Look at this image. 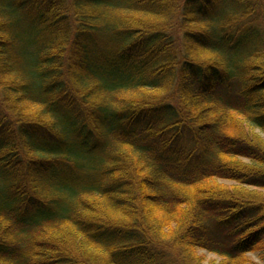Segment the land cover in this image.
I'll return each mask as SVG.
<instances>
[{
    "label": "trees",
    "instance_id": "16d2710c",
    "mask_svg": "<svg viewBox=\"0 0 264 264\" xmlns=\"http://www.w3.org/2000/svg\"><path fill=\"white\" fill-rule=\"evenodd\" d=\"M258 189L264 0H0V264H264Z\"/></svg>",
    "mask_w": 264,
    "mask_h": 264
},
{
    "label": "rangeland",
    "instance_id": "374dc122",
    "mask_svg": "<svg viewBox=\"0 0 264 264\" xmlns=\"http://www.w3.org/2000/svg\"><path fill=\"white\" fill-rule=\"evenodd\" d=\"M134 26H136V24H134V23H132V27H134ZM101 36V34L100 35H98V37H100ZM97 37V38H98ZM99 40H100V42H101V44H110V43H108L107 42V40L105 39V38H99ZM112 44V43H111ZM111 44L109 45V47L111 46ZM221 185H224V186H228V187H232V186H236L235 184H232V183H229V182H219ZM258 194H260V195H264V190H255ZM197 255L199 256V257H201L202 259H203V261H204V264H217V263H219L220 262V260L216 257V256H214V255H212V254H209V253H207V252H204V251H198L197 252ZM253 260H255V257H253Z\"/></svg>",
    "mask_w": 264,
    "mask_h": 264
}]
</instances>
